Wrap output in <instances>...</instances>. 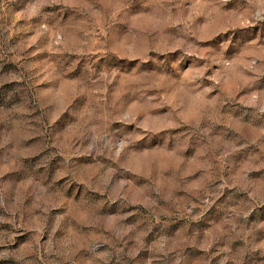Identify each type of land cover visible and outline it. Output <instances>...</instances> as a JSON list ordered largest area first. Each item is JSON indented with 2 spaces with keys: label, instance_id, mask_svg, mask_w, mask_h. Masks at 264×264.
<instances>
[{
  "label": "rangeland",
  "instance_id": "374dc122",
  "mask_svg": "<svg viewBox=\"0 0 264 264\" xmlns=\"http://www.w3.org/2000/svg\"><path fill=\"white\" fill-rule=\"evenodd\" d=\"M0 264H264V0H0Z\"/></svg>",
  "mask_w": 264,
  "mask_h": 264
}]
</instances>
